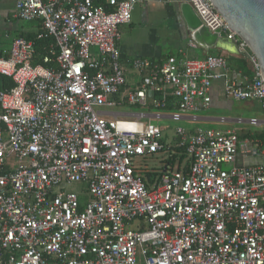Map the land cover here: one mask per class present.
<instances>
[{
    "label": "built area",
    "instance_id": "obj_1",
    "mask_svg": "<svg viewBox=\"0 0 264 264\" xmlns=\"http://www.w3.org/2000/svg\"><path fill=\"white\" fill-rule=\"evenodd\" d=\"M185 1L211 32L237 44L252 81L232 78L225 56L198 60L180 51L163 64L133 60L138 82L130 87L120 27L142 0H13V19L40 29L0 56V264H264L258 141L236 130L178 127L172 147L187 155L181 169L165 162L148 187L133 163L166 149L154 120L179 122L181 112L208 109L215 81L226 98L264 113L261 68L249 46L210 0ZM43 41L47 55L37 51ZM172 99L170 116L146 112ZM72 183L82 185L79 193L66 191Z\"/></svg>",
    "mask_w": 264,
    "mask_h": 264
},
{
    "label": "crops",
    "instance_id": "obj_2",
    "mask_svg": "<svg viewBox=\"0 0 264 264\" xmlns=\"http://www.w3.org/2000/svg\"><path fill=\"white\" fill-rule=\"evenodd\" d=\"M182 4H187V2L185 0H142L133 11L131 23L120 27L121 63L127 69L129 86L133 87L138 82V73L130 65L133 60L141 59L163 64L170 57L181 56L180 51H183L184 56L189 59L199 60L210 55L225 56L228 60L229 75L238 81H246L245 71L236 66V62L243 58L237 44L230 40H224L215 48L209 49L192 40L185 32L183 21L179 15V8ZM13 8V0H0V56L4 50L9 49L13 39L24 34H35L40 29L39 23L36 22H27L31 24L27 29L22 27L20 23L24 21L15 20L12 17ZM1 36L4 39H1ZM191 43L196 47H191ZM211 97L212 102L208 109L182 114L184 118L180 122L189 125L185 129L223 131L214 128V126L239 122L228 114L221 113L229 110L232 112L233 103L236 102L226 98L223 81L213 83ZM252 104V102H247L246 106ZM212 111L217 113L213 114ZM254 162L256 160L248 161L250 165ZM85 199L83 200L85 201Z\"/></svg>",
    "mask_w": 264,
    "mask_h": 264
},
{
    "label": "water",
    "instance_id": "obj_3",
    "mask_svg": "<svg viewBox=\"0 0 264 264\" xmlns=\"http://www.w3.org/2000/svg\"><path fill=\"white\" fill-rule=\"evenodd\" d=\"M210 2L228 24L227 28L246 42L256 56L264 84V0H210ZM179 15L185 32L204 47L213 49L220 42L228 40L225 31L211 32L204 26L188 3L180 6Z\"/></svg>",
    "mask_w": 264,
    "mask_h": 264
},
{
    "label": "rangeland",
    "instance_id": "obj_4",
    "mask_svg": "<svg viewBox=\"0 0 264 264\" xmlns=\"http://www.w3.org/2000/svg\"><path fill=\"white\" fill-rule=\"evenodd\" d=\"M20 25L22 27H25L26 29L28 28L30 23L27 22H21ZM1 32V30H0ZM4 35V34H3ZM1 39H4L3 36H1ZM247 102H234L232 106V112L229 111H222L224 115H229L233 117L236 120H240L239 122H234V123H229V124H222L218 126H214V128L221 129L223 131L229 130H236L239 134L243 132H257L260 131L264 128V125L261 126H251L249 124V121L253 118L258 119L259 121H264V113L259 111L258 109H248L246 106ZM114 112H122V111H131L138 113L140 111H146L143 109H137L135 107H118L112 109ZM146 112H151V113H160L161 115H169L170 112H163L160 110H150ZM182 114H185L184 112H181ZM211 113H217L215 111H212ZM120 120H128L131 118L127 117H119ZM154 123H158L159 126L163 129L162 135H161V142L165 144L166 149L163 152H158L154 155L146 156V157H135L134 158V166L139 169V172L141 176H144L146 172L150 171H156V172H161L163 167L165 166V162L168 160L170 154H171V148L174 145L175 141V131L178 127H183V128H188L189 125L186 124L185 122H174L170 119H163L160 121L154 120ZM259 159L256 160V162ZM254 162V163H256ZM248 163V162H247ZM249 164V163H248ZM80 189H82V186L79 185L78 183H72L71 185H68L66 187L67 192H75L79 193ZM136 223L131 224L128 226L129 229L135 228Z\"/></svg>",
    "mask_w": 264,
    "mask_h": 264
},
{
    "label": "trees",
    "instance_id": "obj_5",
    "mask_svg": "<svg viewBox=\"0 0 264 264\" xmlns=\"http://www.w3.org/2000/svg\"><path fill=\"white\" fill-rule=\"evenodd\" d=\"M36 33L35 34H24V35H21L19 37H22V38H25L27 40H33L36 36ZM50 45V42L49 41H43V42H40L38 43L37 45V51L39 54H43V55H47V50H44V48L48 47ZM38 63V61H37ZM229 63H231V61H229ZM236 66L242 70L245 71V77H246V80L247 81H252L253 79V75H252V71L251 69L249 68V64H248V61L245 59V58H241L240 60H238L236 62ZM6 82V79L4 77H0V84ZM255 105V106H253ZM248 109H255V110H259V106L258 104L256 103H253L251 106H247ZM163 112H170L173 113L174 112V104H173V99L170 100V103L169 105L167 106V108L165 110H161ZM260 111V110H259ZM242 135V138H253L254 140L258 141L259 145H260V148L264 150V128L260 131H257V132H243L241 133ZM175 152V153H174ZM187 158V155L185 154V151L184 150H181L180 148L174 146L171 148V154L168 158V160L166 161L167 163L171 164L173 167L176 166V164L178 165L179 169L182 168V164L183 162L186 160ZM188 167L189 165L187 164L186 168H185V172L188 170ZM164 170V168L161 170V172H146L143 177L145 183L149 186H151L156 178L160 177L161 174H162V171Z\"/></svg>",
    "mask_w": 264,
    "mask_h": 264
}]
</instances>
